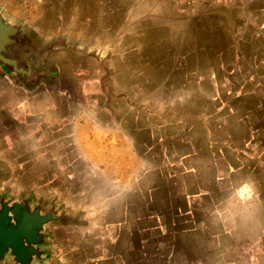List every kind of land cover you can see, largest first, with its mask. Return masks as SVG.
I'll list each match as a JSON object with an SVG mask.
<instances>
[{
    "label": "crops",
    "instance_id": "0c3cea01",
    "mask_svg": "<svg viewBox=\"0 0 264 264\" xmlns=\"http://www.w3.org/2000/svg\"><path fill=\"white\" fill-rule=\"evenodd\" d=\"M114 4L102 20L85 13L86 9L79 5L80 19L69 26L61 13L70 8L68 2L55 1L48 5L41 2L37 4L39 12H34L32 17L10 9L8 14L25 20L28 28L43 41L66 37L101 53H150V49L152 53H160L167 40L176 42L177 37L189 42L188 48L168 53H234L233 46L224 44L222 37L210 45L200 31L196 33L198 27L188 24L182 11L167 0H116ZM72 6L74 9L75 4ZM223 9L227 7L219 10ZM44 26L50 28L45 30ZM155 64L149 68L159 79H149L153 85L149 92L153 97L148 99L152 102V120L146 124L137 111L149 102L141 104L132 99L139 94L143 97V89L135 88L134 95L126 92L117 86L115 76L110 83H100V90L106 96L103 108L109 112L106 122L119 123V127L114 125L102 137L99 136L102 132L95 133L96 147L104 148V152L112 149L135 155L139 165H129L133 171L129 187L124 183L125 188L121 184L116 193L105 194L103 224H87L86 244L80 242L76 249L86 256L80 264L91 263V257L97 258L99 264H264V123L255 127L251 119H241L236 122V127H243L241 131L228 130L226 125L222 131L211 130L201 120V114L193 116L187 108L193 102L184 96L190 89L189 78L180 77L176 83L172 80L175 69L170 72L167 69L162 79L158 75L165 72V64ZM109 65L114 72L111 61ZM184 73L189 74L185 67ZM198 74L201 77L200 71ZM110 88L111 97L107 99L105 92ZM49 90L47 85L26 90L0 65V122L13 120L17 108H23L29 117L39 116L44 123L43 118H48L51 112ZM116 99L125 100L123 108L117 111ZM58 100L59 119L79 122L77 113L73 112V107L80 108L79 103L73 97L63 96ZM127 106L136 109L134 118L128 116ZM67 108L71 109L70 113ZM192 117H198L203 127L190 121ZM132 121L134 124H129ZM145 130L149 136L144 145ZM53 134L55 150L47 148L41 159L47 171L46 177L40 179L42 187L23 195L34 202L42 201L46 208L56 202L70 215L80 218L79 223L49 226H82L87 223L83 222L86 213L72 210L75 198L82 195V203L90 202L89 197L96 192L94 187H101L96 182H85L80 157L74 151L66 154L68 151L63 149L70 143L66 138L74 144L79 133L56 129ZM122 139H129L130 144H123ZM145 154L152 157L146 167ZM0 165L3 170L2 161ZM64 171L67 175L71 172V177ZM176 217L182 219V225H175ZM146 218H166L167 224L145 226ZM207 219H215L214 224L208 226ZM48 227L52 254L46 264H71L58 258L60 244Z\"/></svg>",
    "mask_w": 264,
    "mask_h": 264
},
{
    "label": "rangeland",
    "instance_id": "374dc122",
    "mask_svg": "<svg viewBox=\"0 0 264 264\" xmlns=\"http://www.w3.org/2000/svg\"><path fill=\"white\" fill-rule=\"evenodd\" d=\"M55 1L63 4L68 2L71 5L68 10L61 12L64 16V23L69 26L80 19L78 16L79 5L86 9L85 13L96 17V20H102L111 12L116 0H0V6L6 9L7 14L10 9L12 12L32 17L39 12L37 4L42 2L48 5L54 4ZM167 1L182 11L184 17L188 19V24L192 27L196 26L195 28L198 27L196 33L200 31L210 45H214L216 39L222 37L225 41L224 44L233 46L234 53H168L188 48L186 44L189 42H184L183 37H177L176 42L167 40L164 46H161L160 53H152L151 49L150 53H100L106 59L109 68L111 61L115 71L113 72L110 68L112 71L110 75L95 59L85 60L83 64L69 61L65 68L73 86L65 83L57 84L54 87H50L46 83L40 85L41 88L46 85L49 87L52 99L50 101L51 112L48 118H43L44 123L40 122L39 116L37 118L29 117L23 108H17V112L13 114V120L8 119L5 123L0 122V161L5 166L0 173V193L7 192L17 196L42 187L40 179L46 177L47 171L43 169L41 159L47 154V148L55 150L53 132L56 129L74 130L80 135L74 144L72 139L66 138L70 143L63 146V149L68 151L66 154H71L74 151L77 157H80L82 168H84L81 170V173L85 175L84 181L96 182L101 188L94 187L96 192L90 193V202L82 203V195L75 198L77 201L73 203L72 210L85 211L86 215L83 219L84 223L87 221L85 225L65 227L51 225L48 227L55 240L60 244L58 258L67 263L80 264L86 259V256L80 255L81 253L76 249L80 242L86 244L85 240L88 239L89 234L87 224L91 222L103 224L101 222L104 221L102 217H104L106 208L103 200L105 194L116 193L115 191L121 189V184L122 188H125L124 183H127L129 187L132 183L129 180L133 172L129 165H139L135 155L112 149L104 152V148L96 147L95 133L102 132V135H99L102 137L103 134L110 133V129H113L114 125L119 127V123L106 122L109 120V112L103 108L106 96L104 90H100V83L109 82L115 76L117 86L126 92L129 91L134 95L135 88L143 89V97L139 94L138 96L134 95L132 99L139 100L141 104L149 102L148 106L144 105L141 111H137L138 117H143L144 124H146L152 120V102L149 100L153 96L149 92H152L153 85L149 84V79L151 77L159 79L154 76V73L151 72L153 70L149 67L154 63L156 66L164 63L165 72L158 76L163 79L167 69L169 72L175 69L172 80L176 83L179 82L180 77L189 78L190 89L184 96L193 102L190 107L187 105L183 108H190L193 116L201 114L203 117L201 120H205L211 130L222 131L223 126L226 125L228 130L238 128L241 131L242 126L241 128L236 127V122L241 119H251L255 127L264 123V0H230L224 3L198 2L192 5L176 3L173 0ZM72 4H75L74 9ZM199 7L202 9L198 10ZM224 7H227V10H219ZM181 24L184 26L185 20H182ZM49 28V26H44L45 30ZM47 36L50 35L47 34ZM80 43L83 48H87L82 42ZM235 50L239 51L236 53ZM184 67L189 71L188 75L184 73ZM198 71L201 72V77H199ZM109 92H111V88L108 89V93L105 92L108 95L107 99L111 97ZM62 95L73 97L79 103L80 108L73 107V112L77 113L79 122L59 119L60 102L58 98L63 97ZM124 101L123 99L115 100L116 111L123 108ZM67 110L69 113L71 112L70 108ZM124 112L125 107L122 114ZM127 114L134 118L136 109L127 106ZM197 119L198 117H192L190 121L203 127L204 123ZM129 124H134V121ZM201 127L200 130H202ZM239 135L241 134L239 133ZM148 136L149 131L145 130L143 133L144 145ZM127 142L130 144L129 139L123 140V144H127ZM68 147L74 149H68ZM151 158L150 155L145 154L144 167L147 166ZM123 166L126 169L121 168ZM55 172H52L53 175ZM65 173L66 176L71 177L69 175L71 172L68 175L67 171ZM91 189L89 187L90 191ZM65 203L69 205L68 202L65 201ZM181 220L176 217L175 225H182ZM206 222L208 226L213 225L215 219H207ZM143 224L145 226H162L167 224V219L146 218L143 220ZM102 227L104 226L102 225ZM89 260H91L89 264H99L97 258L91 257Z\"/></svg>",
    "mask_w": 264,
    "mask_h": 264
},
{
    "label": "water",
    "instance_id": "95a60500",
    "mask_svg": "<svg viewBox=\"0 0 264 264\" xmlns=\"http://www.w3.org/2000/svg\"><path fill=\"white\" fill-rule=\"evenodd\" d=\"M100 53L66 37L43 41L25 20L11 17L0 6V65L26 90H35L42 83L50 87L63 83L73 86L65 68L69 61L83 64L95 59L110 75L107 61ZM1 170L0 165V173ZM17 198L0 193V264H46L52 254L47 227L53 223H79L80 218L70 215L56 202L46 208L42 201L34 202L25 195Z\"/></svg>",
    "mask_w": 264,
    "mask_h": 264
},
{
    "label": "built area",
    "instance_id": "2783aa9c",
    "mask_svg": "<svg viewBox=\"0 0 264 264\" xmlns=\"http://www.w3.org/2000/svg\"><path fill=\"white\" fill-rule=\"evenodd\" d=\"M176 3H181V4H187V5H192L198 2H204V3H208V2H214V3H224L230 0H173Z\"/></svg>",
    "mask_w": 264,
    "mask_h": 264
}]
</instances>
